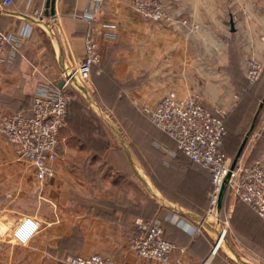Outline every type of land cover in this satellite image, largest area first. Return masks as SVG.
Masks as SVG:
<instances>
[{
  "label": "crops",
  "instance_id": "0c3cea01",
  "mask_svg": "<svg viewBox=\"0 0 264 264\" xmlns=\"http://www.w3.org/2000/svg\"><path fill=\"white\" fill-rule=\"evenodd\" d=\"M92 1L14 0L0 13L2 31L33 26L20 54L12 56L9 49L0 64V111L31 115L38 89L59 85L66 66L84 59L88 24L83 16L94 7ZM162 1L172 21L140 18L131 0H106L99 7L95 26L101 62L69 107L53 178L38 180L19 148L0 133V264H70L77 255L94 253L109 254L116 264H160L143 261L129 249L137 219L163 220L164 236L178 246L170 264H221L212 256L218 231L207 223L205 209L194 208L192 200L184 204L156 194L150 200V183L134 168L112 112L127 101L139 114L138 106L154 104L170 90L196 95L210 109L231 103L234 94L252 92L263 102L264 74L247 93L243 90L249 87L245 61L254 56L264 63V0ZM35 9L56 17L53 32L27 15ZM184 20L187 24L182 25ZM256 125L239 166L264 164V111ZM255 151L256 161L248 163ZM113 153L126 157L139 185L126 174V162L120 167L113 163ZM184 157L204 170V193L209 194L210 172ZM185 164L188 168L183 166L181 172L196 176L197 169ZM230 202L231 233L238 238L245 230L251 239L246 247L264 255V220L233 197ZM224 207L225 201L222 212ZM24 216L36 218L40 230L28 244L17 245L10 234ZM199 225L204 232L195 236L186 228Z\"/></svg>",
  "mask_w": 264,
  "mask_h": 264
},
{
  "label": "built area",
  "instance_id": "2783aa9c",
  "mask_svg": "<svg viewBox=\"0 0 264 264\" xmlns=\"http://www.w3.org/2000/svg\"><path fill=\"white\" fill-rule=\"evenodd\" d=\"M106 0H93L83 18L88 24L85 37V57L79 63L67 65L62 75V86L47 84L38 89L33 102L31 115L0 111V133L8 143L20 150L21 158L28 161L36 170L38 180L53 178L59 160V147L65 142L61 131L67 126L69 107L73 101L71 88H80L90 80L92 69L101 62L98 49V31L95 26L99 7ZM14 0L0 1V13L11 6ZM133 11L142 19L161 23L172 21L170 9L162 0H131ZM27 15L45 29L53 32L52 23L56 17H47L42 9H35ZM45 19H48L44 23ZM183 24H187L184 20ZM43 26V27H44ZM32 24H27L15 32L0 29V64L10 49L12 56L20 54L23 44L32 34ZM104 36H110L107 32ZM264 41V37H262ZM244 74L249 87L256 85L264 74V63L256 57L245 61ZM60 82V83H61ZM240 95L234 94L231 103L207 108L196 95L180 96L177 91H168L154 104L138 106L140 113L157 129L171 139L179 153L192 162L208 170L211 175V190L208 195L207 214L220 220L218 208L219 194L230 171V158L223 150L227 134V106L237 103ZM227 191L236 201H240L256 211L264 220V164L261 161L237 165L231 172ZM137 233L130 245L136 256L146 262L170 264L171 255L178 246L165 236L163 220L137 219ZM192 235L204 232L203 225L186 226ZM218 231V228H216ZM40 230L39 221L32 216L19 219L11 231V241L26 245ZM228 233L224 228L218 231L216 248ZM183 250V249H182ZM216 250V249H215ZM176 262H179L177 260ZM70 264H116L115 260L101 253L77 255Z\"/></svg>",
  "mask_w": 264,
  "mask_h": 264
},
{
  "label": "rangeland",
  "instance_id": "374dc122",
  "mask_svg": "<svg viewBox=\"0 0 264 264\" xmlns=\"http://www.w3.org/2000/svg\"><path fill=\"white\" fill-rule=\"evenodd\" d=\"M77 91L78 88H74L72 93L73 101L75 100ZM226 106L229 113L226 118L227 134L224 139V152L230 158L232 163L239 148L245 141L242 154L237 163L239 165L240 161L245 159L244 157L248 148L254 139L256 133L254 130L258 126L256 125L258 116L260 112L264 111V101L261 102L252 92H250L243 97H240L238 103H235L230 107L228 105ZM137 113L138 112L135 108H133V106L127 101L122 102L118 104L115 111L112 112L114 116L113 125L119 129L123 143L127 145L132 153L134 168H138L137 171L139 173L142 171L150 183V200L154 194H156L161 200L164 198H172L184 204H188V202L192 200L195 202L194 208L200 210L205 209L206 218L209 221L207 223L218 228V231H222L224 228L228 229L225 240L222 241L223 243L221 242L216 248V240L211 248L212 256L216 258L215 260L218 261V263L264 264V255L246 247L245 244L251 243L248 232L243 230V235L238 238L235 237V234L231 233L232 225L229 213L230 200H232L231 192L227 191L226 193L224 200L225 207L223 212H220V220H217L215 216L208 215L207 208L209 194H206V192L204 193L207 176L204 170L197 165L195 166L187 158L178 153L171 141L152 126L147 118L142 117L140 113ZM111 155L113 157V163L117 167H120L121 165L124 166V163L126 162L124 167L126 174L133 178L134 183L136 182L139 185V182L135 179L136 177L134 173H132L129 168L126 157L123 156V158L121 153H119V156L114 153ZM258 155V151H255L254 153L250 152V160H248V163L256 161L255 158H257ZM115 156L117 157V160L114 159ZM184 162L189 165L191 164V166L197 169L194 172L196 176H191L185 173L183 174L181 172L180 168H183V166L188 168L187 164ZM113 170V167H110L109 173L112 174L111 172H113ZM126 186L128 187L129 185L127 184ZM204 194H206V196ZM237 203H239V201H237ZM215 237L218 238L219 236L217 235ZM129 246L131 252L135 254L131 245ZM103 255L113 258V256L109 254Z\"/></svg>",
  "mask_w": 264,
  "mask_h": 264
},
{
  "label": "water",
  "instance_id": "95a60500",
  "mask_svg": "<svg viewBox=\"0 0 264 264\" xmlns=\"http://www.w3.org/2000/svg\"><path fill=\"white\" fill-rule=\"evenodd\" d=\"M59 86H62V82L59 84ZM244 145H245V141L243 142V144L241 145V147L239 148L236 156L234 157L232 163H231V167H230V171L229 173L227 174L225 180H224V183L222 185V188H221V191H220V194H219V202H218V208L221 210L222 209V205H223V201H224V198H225V195L227 193V184H228V180L231 176V172L236 168L237 166V163L240 159V156L242 154V151H243V148H244Z\"/></svg>",
  "mask_w": 264,
  "mask_h": 264
},
{
  "label": "trees",
  "instance_id": "16d2710c",
  "mask_svg": "<svg viewBox=\"0 0 264 264\" xmlns=\"http://www.w3.org/2000/svg\"><path fill=\"white\" fill-rule=\"evenodd\" d=\"M71 91H72V93H73V91H74V88H71ZM224 147V146H223ZM223 150H224V148H223Z\"/></svg>",
  "mask_w": 264,
  "mask_h": 264
}]
</instances>
